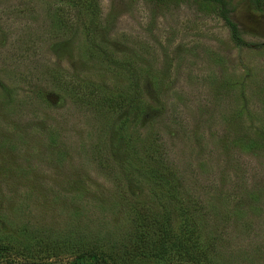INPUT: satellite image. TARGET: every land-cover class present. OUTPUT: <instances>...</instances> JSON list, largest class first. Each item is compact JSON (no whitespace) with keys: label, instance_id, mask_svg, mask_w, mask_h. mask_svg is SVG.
<instances>
[{"label":"rangeland","instance_id":"1","mask_svg":"<svg viewBox=\"0 0 264 264\" xmlns=\"http://www.w3.org/2000/svg\"><path fill=\"white\" fill-rule=\"evenodd\" d=\"M233 8L250 47L192 0H0V264L40 239L56 264H264V14ZM143 211L192 259L128 255Z\"/></svg>","mask_w":264,"mask_h":264},{"label":"trees","instance_id":"2","mask_svg":"<svg viewBox=\"0 0 264 264\" xmlns=\"http://www.w3.org/2000/svg\"><path fill=\"white\" fill-rule=\"evenodd\" d=\"M152 1V0H148ZM166 0H156V3L165 2ZM194 4L196 5V9L209 16L217 17L221 19L226 26L230 30V37L232 42L237 46H244V47H250L248 43H246L242 38L240 31L238 29V25L236 22L233 21L231 17V13L234 12V1L235 0H192ZM246 4L248 8H250L252 11L260 14H264V0H241ZM103 95L104 100H110L111 104L115 101V107H117L119 110L124 109L126 106L129 105V103H132L133 100H137V97H133L131 95H123L122 93H117L113 95L114 98H111V96H108L106 91H101ZM107 95V96H106ZM132 97V98H131ZM117 101V102H116ZM109 104V106L111 105ZM132 105V104H131ZM146 218H144V221L141 219L143 215L139 217L140 222V228H137V234H139V239L137 241V234L133 236L131 244V252H127L128 255H132V250L139 252V247L141 245H145L146 250L153 251V258H160L162 256V259L167 257L171 252L175 251L180 254H182V260L189 261V259H192L190 257V250L191 247L189 244H187L186 236L187 233L184 230H174L172 227L164 226L159 220L153 219V221L150 220V216H148L146 211H143ZM186 240V242H185ZM64 239H62L61 243L58 245L54 244V242H44L40 239V258L37 259L35 253L31 252L28 253L27 256L18 259H11L9 264H56V263H48L45 262V258H51L52 252L50 250V246L58 248H62L64 246L63 244ZM137 241L139 242L136 247H134L133 243ZM185 242V246H184ZM150 246V247H149ZM196 250L198 252V255L203 254L205 249L196 247ZM16 250L11 249L10 247H0V254L2 252L4 253H10L13 254ZM13 252V253H11ZM15 254V253H14ZM139 254L145 255L141 252ZM135 255V254H134ZM82 256L88 259L93 260V264H106L103 262L102 258H99L93 253L85 254L82 253ZM75 262V261H74ZM111 264H118V262L115 261L114 257H110Z\"/></svg>","mask_w":264,"mask_h":264}]
</instances>
